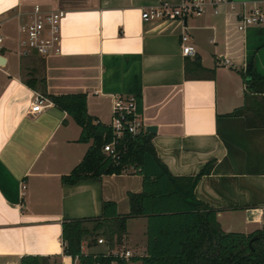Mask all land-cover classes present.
<instances>
[{"label":"crops","instance_id":"obj_1","mask_svg":"<svg viewBox=\"0 0 264 264\" xmlns=\"http://www.w3.org/2000/svg\"><path fill=\"white\" fill-rule=\"evenodd\" d=\"M178 1L0 0V264H19L25 254L46 258L42 264H73L63 253L61 221L95 218L105 200L127 213L128 192L142 188L133 167L62 185L61 176L81 161L91 141L79 142L80 127L50 100L29 113L35 93H85L88 113L104 124H110L113 96H140L141 120L145 128L155 126L152 143L168 170L196 176L207 169L194 195L216 211L220 228L264 230V126L229 115L244 101L238 70L253 67L264 75V24L237 26L240 13L264 7V0H233L234 8L221 4L216 12L208 5L188 17L184 32L193 56L181 53V21L141 18L149 6ZM35 5L42 12H64L59 53L24 50L19 25ZM146 223L142 216L128 219L120 247L99 234L92 244L84 241L82 250L121 248L143 256ZM130 258L128 264H140Z\"/></svg>","mask_w":264,"mask_h":264},{"label":"trees","instance_id":"obj_2","mask_svg":"<svg viewBox=\"0 0 264 264\" xmlns=\"http://www.w3.org/2000/svg\"><path fill=\"white\" fill-rule=\"evenodd\" d=\"M192 63L202 69L197 60ZM212 71V69H211ZM244 84V101L229 115L245 117L248 126H264V75L253 67L238 70ZM33 79L26 84L34 88ZM42 81V80H41ZM42 94V93H41ZM52 103L67 112L80 127L79 142H89L81 161L69 173L61 176L62 185H74L84 179L99 180L102 175L120 174L127 168L142 177L139 192H128L129 210L119 214L115 201L101 203L95 218H73L61 221L63 253L73 264H128L125 259L109 253H85L82 244H92L99 234L109 245L119 246L126 235L127 221L146 217V254L131 257L140 264H264V238L249 244L259 230L245 234L223 231L216 211L195 199L198 177L175 176L157 157L152 135L140 132L124 133L116 139L115 155L103 151V145L113 139L110 124L90 115L85 93L47 94ZM141 112L140 96H134ZM91 224L87 226V224ZM46 258L34 254L20 256L19 264H42Z\"/></svg>","mask_w":264,"mask_h":264},{"label":"built area","instance_id":"obj_3","mask_svg":"<svg viewBox=\"0 0 264 264\" xmlns=\"http://www.w3.org/2000/svg\"><path fill=\"white\" fill-rule=\"evenodd\" d=\"M221 4H229L234 8L233 0H179L177 3L163 2L157 5L149 6L141 12L143 21H172L179 20L183 23L181 33V53L183 56H193L195 47L189 42V37L184 21L188 17L201 15L206 7L212 6L214 12L216 7ZM64 17L62 11L42 12L38 5L33 7L29 18L19 25V31L24 36L22 46L24 50H34L41 55L56 54L60 52V26ZM238 29L243 30L249 25L264 24V7H254L249 12L239 14L237 22ZM2 49V37L0 36V50ZM1 54V53H0ZM48 98L40 93H35L29 106L28 112L31 114L40 112L45 106L49 105ZM137 109L136 99L132 95H115L111 102V120L110 127L113 132V139L103 145V151L115 155L116 139L122 137L124 133L132 135L145 132L143 124ZM101 238L98 242H102ZM113 253V252H112ZM113 254L120 258L129 259L131 252L121 249Z\"/></svg>","mask_w":264,"mask_h":264},{"label":"water","instance_id":"obj_4","mask_svg":"<svg viewBox=\"0 0 264 264\" xmlns=\"http://www.w3.org/2000/svg\"><path fill=\"white\" fill-rule=\"evenodd\" d=\"M4 63H5V57H4L2 54H0V65H3ZM145 130H146L147 132L153 134V133H155L156 128H155V126H150V125H148V126H146ZM260 236H262V237L264 238V230L261 231L260 234L257 233V234H255V235H253V236L250 238L249 244H251L252 241L258 239Z\"/></svg>","mask_w":264,"mask_h":264},{"label":"rangeland","instance_id":"obj_5","mask_svg":"<svg viewBox=\"0 0 264 264\" xmlns=\"http://www.w3.org/2000/svg\"><path fill=\"white\" fill-rule=\"evenodd\" d=\"M0 32H1V31H0ZM23 73H24V74H23L24 77H25V76H29V75L31 74V72H27V73H26V72H23ZM31 75H32V74H31ZM39 76H40V75H39ZM38 85H39V83H38ZM38 87H41V86L39 85ZM133 222H134V221H131V227H132V225L134 224ZM133 226H134V225H133ZM100 236L103 237L104 239H106V237H105L104 235H100ZM119 247H120V246H119ZM119 249L121 250V248H119ZM114 264H117V263H114Z\"/></svg>","mask_w":264,"mask_h":264}]
</instances>
